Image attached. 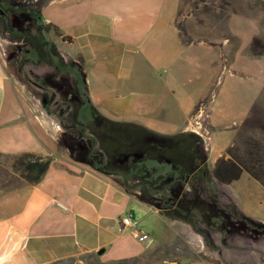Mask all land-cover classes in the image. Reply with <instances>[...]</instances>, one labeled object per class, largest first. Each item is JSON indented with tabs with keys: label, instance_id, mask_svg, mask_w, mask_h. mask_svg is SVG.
Listing matches in <instances>:
<instances>
[{
	"label": "crops",
	"instance_id": "crops-1",
	"mask_svg": "<svg viewBox=\"0 0 264 264\" xmlns=\"http://www.w3.org/2000/svg\"><path fill=\"white\" fill-rule=\"evenodd\" d=\"M179 6L180 0L46 1L43 17L60 30L55 42L64 46L59 47L64 58L87 84L90 102L80 99L83 118L93 119L94 107L111 120L177 133L167 132L159 117L170 107L166 96L179 100L184 108L187 84L184 77L178 78L176 69H185V62L198 63V57L194 59L188 52L206 46L182 40L177 25ZM26 97L13 82L0 51V153H32L50 161L39 181L0 194V264H79L91 254L110 263L139 258L156 246L150 244L149 232L139 228L136 212L138 206L154 207L128 192L113 174L59 151L63 129L57 115L46 108H34ZM159 97H164L163 101L158 102ZM205 97L195 106V102L189 104L190 120L178 132L200 133L201 114L194 110ZM155 108L161 111L157 113ZM207 123L211 127L209 114ZM224 153L222 150L218 156ZM32 171L36 179L37 170ZM252 180L257 181L244 172L231 184H217L246 215L264 223L260 210L241 192ZM129 210L138 220L136 227L122 222ZM163 218L179 226L182 239L190 246L207 241L186 220ZM138 230L147 232L148 238L140 240Z\"/></svg>",
	"mask_w": 264,
	"mask_h": 264
},
{
	"label": "rangeland",
	"instance_id": "rangeland-1",
	"mask_svg": "<svg viewBox=\"0 0 264 264\" xmlns=\"http://www.w3.org/2000/svg\"><path fill=\"white\" fill-rule=\"evenodd\" d=\"M39 1L48 0H0L8 8L15 4L26 8ZM177 25L184 42H201L206 46L193 47L188 52L194 59L198 57V63L185 62V69H176L178 78L181 75L187 84L184 108H180L179 100L166 96L170 109H163L159 122L165 124L167 132L181 131L190 120L189 104L195 102V106L202 96L211 95L210 104L206 101L199 110L194 107V114H201L198 119L202 120V130H199L205 145L206 128H210L207 132L210 143L208 166L213 167L220 151L226 150L235 135L238 140L252 135L264 141V0H180ZM33 32L37 30L33 29ZM49 36L53 40L59 38L53 28ZM59 47L64 48L62 45ZM0 51L13 82L34 108H45V99L51 110L57 105L64 110L69 109L67 101L62 100L63 95L57 92V87L62 91L68 90V81L73 80L71 73L52 66L38 67L23 62L26 45L10 41L1 32ZM147 70L151 74L148 66ZM54 75L56 88L51 85ZM163 99L159 97L158 102ZM154 111L159 113L161 109L155 108ZM208 114L211 127L207 123ZM169 118L173 121H168ZM246 120L249 123L243 126ZM64 123L70 124L68 117H65ZM60 124L63 133L58 139L59 151H66L77 158L85 156L94 138L91 130L82 133L79 127L68 130ZM28 160L25 153H0V194L35 181V172L26 167ZM114 176L136 195L135 184L139 181H125L123 174ZM211 190L218 195L223 206L233 204L231 196L224 193L217 183ZM188 192H191L190 189ZM241 192L246 201L260 210L258 214L264 217V186L252 180V184L244 186ZM136 212L139 228L149 232L152 238L150 244L156 246L137 260L124 264H166L165 260L180 264H264V232L237 225L234 218L231 223L225 222L224 227L217 229L199 223V228L206 231L210 240L194 242L190 246L182 239L179 226L164 219L159 208L154 207L153 210L138 206ZM223 237L227 243L223 242ZM186 257L191 259L188 261ZM82 261L79 264L97 263L90 256H84Z\"/></svg>",
	"mask_w": 264,
	"mask_h": 264
},
{
	"label": "trees",
	"instance_id": "trees-1",
	"mask_svg": "<svg viewBox=\"0 0 264 264\" xmlns=\"http://www.w3.org/2000/svg\"><path fill=\"white\" fill-rule=\"evenodd\" d=\"M45 3L34 2L26 8L15 4L8 8L0 2L3 10L0 12V32L10 41L26 45L23 62L38 67L52 66L59 71L75 75L74 80L68 81V90L62 91L57 87V92L63 95L62 100L67 101L69 109L64 110L57 105L51 110L45 99L44 107L56 114L68 130L77 127L82 133L91 130L94 135L93 141L85 156L80 158L89 161L101 171L113 175L123 174L125 181H139L135 184L136 195L142 201L159 208L163 217L186 220L204 234L207 241L210 238L205 230L199 228V223L217 229L220 226L224 227L225 222L231 223L234 218L237 225L250 227L256 232H264V223L246 215L234 203L223 206L218 195L211 190L217 182L231 184L240 179L244 172L264 186V141L252 135H245L238 140L235 135L236 139L234 138L225 153L215 161L213 168L209 169L205 140L203 135L196 131L163 133L141 124L111 120L96 112L94 107L93 119L83 118L80 99L90 102L87 84L84 77L79 76L72 68L71 62L64 58L55 40L50 38L51 28L58 36L60 30L57 25L45 21L42 14ZM33 29L37 32L34 33ZM55 76H52L51 85L56 88ZM210 96L201 100L196 110H199L206 101L210 104L212 100ZM65 117H68L70 124L64 123ZM94 120L96 123L89 127ZM248 123L246 120L243 126ZM132 153L139 155V159L134 165L135 171L129 170L127 173L126 165L120 160ZM25 155L29 157L27 169L37 170L35 181H39L50 161L42 160L41 156L32 153ZM30 157L35 158L32 161ZM112 164L113 167L110 166ZM124 187L132 193L126 185ZM223 242L227 243L225 237ZM96 255L90 256L97 261L96 264H124L138 259L103 263Z\"/></svg>",
	"mask_w": 264,
	"mask_h": 264
},
{
	"label": "built area",
	"instance_id": "built-area-1",
	"mask_svg": "<svg viewBox=\"0 0 264 264\" xmlns=\"http://www.w3.org/2000/svg\"><path fill=\"white\" fill-rule=\"evenodd\" d=\"M122 222L126 225V226H130V227H136L138 224V220L136 219L134 212L132 210H129L128 212H126V214L124 215V217L122 218ZM138 234L137 237L140 240H144L146 238H148V233L144 232L141 233L140 230H138Z\"/></svg>",
	"mask_w": 264,
	"mask_h": 264
},
{
	"label": "flooded vegetation",
	"instance_id": "flooded-vegetation-1",
	"mask_svg": "<svg viewBox=\"0 0 264 264\" xmlns=\"http://www.w3.org/2000/svg\"><path fill=\"white\" fill-rule=\"evenodd\" d=\"M139 159V155L132 153V154H127L124 158L120 160V162L124 163L126 165V168L128 169L126 172L128 173L129 170L135 171L134 170V165L137 163ZM110 166H114L113 164Z\"/></svg>",
	"mask_w": 264,
	"mask_h": 264
},
{
	"label": "water",
	"instance_id": "water-1",
	"mask_svg": "<svg viewBox=\"0 0 264 264\" xmlns=\"http://www.w3.org/2000/svg\"><path fill=\"white\" fill-rule=\"evenodd\" d=\"M0 12H3V10H2V8L0 7ZM102 252V250L101 251H99L98 253H101Z\"/></svg>",
	"mask_w": 264,
	"mask_h": 264
}]
</instances>
